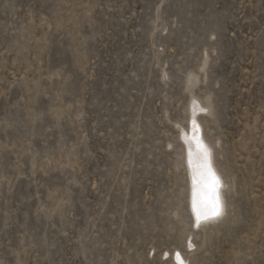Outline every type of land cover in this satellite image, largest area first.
Returning <instances> with one entry per match:
<instances>
[{
	"label": "rangeland",
	"instance_id": "1",
	"mask_svg": "<svg viewBox=\"0 0 264 264\" xmlns=\"http://www.w3.org/2000/svg\"><path fill=\"white\" fill-rule=\"evenodd\" d=\"M194 75L227 201L199 229L178 137ZM176 248L264 264V0H0V264Z\"/></svg>",
	"mask_w": 264,
	"mask_h": 264
},
{
	"label": "bare ground",
	"instance_id": "2",
	"mask_svg": "<svg viewBox=\"0 0 264 264\" xmlns=\"http://www.w3.org/2000/svg\"><path fill=\"white\" fill-rule=\"evenodd\" d=\"M199 80V77L196 75L192 76L191 79V89H192V95L189 102V109H188V116L186 119L187 126L183 128L181 125L179 128V140L183 142V163L186 169L187 174V181H188V211L190 213V216L192 218V226L193 228L199 229L201 226L216 224L219 221L222 220L223 214H225V210L227 207V201L225 199V189H226V181L224 179L225 176H223V172L220 169L218 165L215 163V157H216V150L214 146V142L210 139L206 138L205 132H204V124L203 119L210 115L212 113L211 105L208 103H204L200 97L196 96L193 92V87ZM203 109V111H202ZM197 140H199L200 143H202L204 146H206L208 149L211 150V163L212 168L216 175L221 180V187L218 189V194L220 196V200L223 207V213L221 216L210 219V220H203L201 219L200 222H197V217L195 212L193 211V202L196 201L198 207L201 210V213L203 214L205 208V192L201 191L203 188V183L201 181V178L197 172L198 163H199V150L197 147ZM179 141V142H180ZM195 178V183H194ZM187 248L192 249L194 246V243L192 240H188ZM170 255V259L172 261V264H192L189 257L183 253L182 250L176 248L172 254L167 253ZM177 254H179V259H177Z\"/></svg>",
	"mask_w": 264,
	"mask_h": 264
},
{
	"label": "snow or ice",
	"instance_id": "3",
	"mask_svg": "<svg viewBox=\"0 0 264 264\" xmlns=\"http://www.w3.org/2000/svg\"><path fill=\"white\" fill-rule=\"evenodd\" d=\"M197 147L200 153L197 172L203 183L201 191L205 192V210L203 214L196 201L194 200L193 202V211L195 212L197 222L199 223L201 219L207 221L221 216L223 213V207L218 194V189L221 187V180L212 168L211 150L200 143L199 140H197ZM195 182L194 178V183ZM177 259H179V254H177Z\"/></svg>",
	"mask_w": 264,
	"mask_h": 264
}]
</instances>
